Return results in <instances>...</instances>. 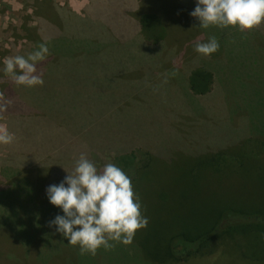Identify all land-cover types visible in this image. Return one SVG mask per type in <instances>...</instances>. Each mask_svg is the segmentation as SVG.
Segmentation results:
<instances>
[{"label":"rangeland","instance_id":"1","mask_svg":"<svg viewBox=\"0 0 264 264\" xmlns=\"http://www.w3.org/2000/svg\"><path fill=\"white\" fill-rule=\"evenodd\" d=\"M44 1L0 0V84L9 80L2 71L3 60L27 56L44 38L49 53L37 62L36 72L40 75L47 69L50 83L42 78L51 93L58 87L63 92L46 98L40 113L22 97L11 96L5 106L0 85V126L14 135L11 144L0 145V252L4 251L0 264H47L68 244L48 224L62 212L46 201L45 189L62 181L66 171L71 173L81 153L93 162L99 159L98 168L113 162L119 151L133 154L130 162L134 164H144L152 152L167 156L214 153L213 159L206 160V168L198 166L200 183L209 191L220 186L219 181L216 184L220 164L232 173L234 184L243 169L240 164L245 163L240 152L243 156L264 153V22L244 31L233 26L200 28L199 20L189 14L196 0H157L164 3L161 9L171 8L163 18L172 39L149 44L140 32L136 8L150 0ZM52 13L62 23L53 20ZM24 24L37 27L38 37H28ZM206 31L223 40L226 52L222 57L211 59L194 51L193 40ZM197 68L214 72L219 80L205 95L189 85V74ZM31 88L43 91L39 85ZM58 99L70 111L69 117L62 110L52 112ZM30 166L39 170H30ZM192 171L199 170L193 166ZM42 178L46 181L40 184ZM191 178L186 188L192 191L185 189L181 196L192 195ZM222 179L224 186L229 183L227 175ZM160 183L149 179L150 191L142 190L163 207L166 202L160 194L166 191L155 189H167V184ZM176 194L167 198L170 205L180 200ZM259 207L255 212L263 214ZM147 211L155 213L160 226L153 224ZM147 211L141 205L148 222L135 231L130 243L109 241L110 248L100 247L101 258L79 250L76 264H160L146 248L153 245V251H167L165 240L152 238L143 243L145 248L137 243L141 234L149 235L166 221L161 210ZM187 212H192L190 205ZM241 219L264 223L263 217L230 218ZM229 232L225 235L232 241L221 240L223 244L213 253L162 264H264V226ZM35 240L40 246L31 257Z\"/></svg>","mask_w":264,"mask_h":264},{"label":"trees","instance_id":"2","mask_svg":"<svg viewBox=\"0 0 264 264\" xmlns=\"http://www.w3.org/2000/svg\"><path fill=\"white\" fill-rule=\"evenodd\" d=\"M44 2H46V0ZM50 2H52V0H50ZM50 2L48 1L46 3ZM154 2H157L158 5H154ZM161 4L164 3H160V1L157 0H150V3H145L144 5L140 4V7L136 8L138 9L136 11V16L138 17L140 32L144 37V40L149 44H157L160 41L169 42L172 39L170 37V28H167L168 26L165 24V19L163 18L164 14L171 8L162 7L161 9ZM143 6H148L149 8L143 10ZM50 15L53 20L57 21L59 24L62 23L58 14L52 13ZM23 28L28 31V37L32 35L34 37L37 36V27L34 26L27 28L24 24ZM210 36H214L216 38L214 34H210L206 31L200 34V37H197L195 41L193 40V42H205ZM40 38L41 37H39V39ZM256 38L257 37H255V39ZM216 39L218 43L222 44V47L219 46L216 52L207 55L211 59L220 58L223 56V53L225 54L226 52V46L223 40H220L219 38ZM39 42H45L44 38ZM171 50L172 49L170 48L169 51ZM46 70H42L40 75L45 77V80L50 83V78L48 77L49 75L46 74ZM36 74L38 75L37 72ZM217 82H219V80L216 74L212 71L197 68L192 70L189 74L190 88L199 92L201 95L209 93L212 90L213 85ZM0 85L5 93V96L2 99L4 104H6L5 106H7L11 96H16L18 99L22 97L20 100L35 104L36 106L32 108H38L40 113L42 110L39 106L41 107L45 105V102L47 103L46 98L48 99L53 96L59 97L58 93L60 95L63 94V92L59 90L62 87L55 88V91L51 93L52 88L47 86L45 81L42 85H39V89H43V91H41L43 92V96H40V91L34 90L28 86L24 87L23 85L16 84L10 76L8 81L2 82ZM13 85L15 86L14 88L17 89H14L12 87ZM12 90H16L20 93V95L18 93L14 94ZM56 108L57 109L55 110L51 109L54 114L59 113L62 110L65 117H69L66 116V114H69L70 111L66 109L64 105H60L59 99ZM53 113H50L49 115H53ZM179 149L180 150L178 151H185L186 154L188 153L184 148ZM181 154L182 155L178 154L167 156L161 152H152L149 153L144 164H141L140 162H135L134 164L130 162L131 158H133V154L128 152L122 153L119 151L118 155H116L112 160V163L116 164L121 169H125L128 176L129 172H132V176L130 177L133 191L139 196L141 205H144V210L147 211L150 208L159 209L161 210L162 215L166 218V221L163 222L160 229L152 231L149 235H146V232H144L140 235V242L137 241L140 246L145 248L144 244L148 242L147 240L152 238H158V241L165 240L167 243L164 246L168 249L167 251L163 249L161 252L153 251L151 250L153 245L146 248L147 250H150L148 252H152L154 254V260L161 261L160 264L169 263L170 261L179 263L184 260L188 261L196 255L213 253L217 250L216 248L219 245L223 244V240L232 241V238L230 239L231 236L226 237L225 234H231L229 231H232L235 228L237 230L239 227L250 228L251 226H264V223L253 220H230L231 216L238 218H264V213L261 214L259 212H255V209H257L256 206H261L259 209H264V165L258 164L260 162L264 164V159L262 158L264 157V153H262V155L258 153H251L247 156H243V152H240L239 157H243L245 163L243 165L242 161V164H240L243 169L240 170L238 177H236L237 182L234 184L233 178L231 177L232 173L226 170L225 165L220 164L221 171L218 170V172H220V178L217 177L216 182V184H218L219 181L220 186L213 189V191L203 189L205 183H200V176L202 173L198 166L202 165L206 168V160L213 159L211 155L214 153H191L189 155H183L184 153L181 152ZM144 159L145 156H143L141 162H143ZM251 159H253V164L249 163ZM94 163L99 166V159H97ZM193 166L197 167L199 171L193 172ZM30 170H39V168H31ZM261 170H263V177L260 176ZM225 175L228 176L227 181L229 183L224 186L222 178H224ZM192 176H194L193 180L191 178ZM189 178H191L190 185L196 191L193 190L192 195L190 196H181L182 192L185 194V189L192 191L190 187L186 188ZM149 179H156L161 183L165 182L167 184V189H164L162 186L155 189L156 192H158L160 188L162 189H160L159 192L161 190L166 191L165 194L164 192L163 194H160V197L166 202L163 207L157 206L152 199V195L150 197V195L147 194L148 191H150L146 185V182ZM45 181L46 178H42L39 180V183L41 184ZM161 183L160 185H162ZM144 187H147L148 191H143L142 188ZM169 191L171 193L176 191V195H178L179 192L181 197L174 206L167 202V198L171 195ZM43 202H45L44 199ZM189 205L192 211L191 213L187 212ZM234 206L238 207L234 208ZM154 214V212L147 211V215H149L150 219L155 222L153 224L160 226V224L154 220ZM143 238H146V242H141ZM33 245L34 246H32L30 250L31 257H34L38 251L40 246L39 241L35 240ZM234 246H236V243ZM0 253H4V251H1ZM94 255L98 258L102 257L100 247L97 248ZM78 256L79 246L68 243L67 245H64L61 252L56 254L47 264H76L78 262Z\"/></svg>","mask_w":264,"mask_h":264},{"label":"clouds","instance_id":"3","mask_svg":"<svg viewBox=\"0 0 264 264\" xmlns=\"http://www.w3.org/2000/svg\"><path fill=\"white\" fill-rule=\"evenodd\" d=\"M189 14L199 20L200 28L233 26L240 31L251 30L264 22V0H196ZM218 48L214 36L194 44V51L205 56ZM48 53V42H42L27 56L4 59L2 71L18 85H42L44 81L36 74V64ZM13 140L14 135L0 126V145L11 144ZM66 172L62 181L45 189L48 202L62 212L48 224L54 225L67 243L78 245L82 254L94 255L101 246L108 249L112 246L109 241L130 243L135 231L146 227L147 217L141 212L131 177L119 166L107 162L98 168L81 153L74 161L73 171Z\"/></svg>","mask_w":264,"mask_h":264}]
</instances>
